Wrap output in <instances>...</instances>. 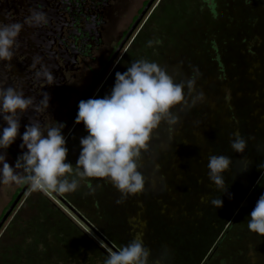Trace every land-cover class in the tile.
<instances>
[{
	"label": "rangeland",
	"instance_id": "obj_1",
	"mask_svg": "<svg viewBox=\"0 0 264 264\" xmlns=\"http://www.w3.org/2000/svg\"><path fill=\"white\" fill-rule=\"evenodd\" d=\"M140 35L116 72L145 59L176 83L195 80L193 91L184 89L187 106L172 109L178 122H162L142 152L144 191L123 198L109 181L88 178L76 192L57 194L62 201L31 191L0 231V264H104L114 251L108 243L119 250L137 236L151 250L149 264H184L195 259L200 228L210 243L198 264H264V237L247 226L264 195V0H164ZM236 134L247 142L243 154L230 147ZM87 135L75 126L66 163L76 166ZM212 155L232 160L227 193L209 179ZM213 198L223 206H212Z\"/></svg>",
	"mask_w": 264,
	"mask_h": 264
},
{
	"label": "clouds",
	"instance_id": "obj_2",
	"mask_svg": "<svg viewBox=\"0 0 264 264\" xmlns=\"http://www.w3.org/2000/svg\"><path fill=\"white\" fill-rule=\"evenodd\" d=\"M25 24L45 26L47 14L29 9L24 23H0V61L9 62L7 67H13L14 49L19 47L18 37ZM149 46H152L151 41ZM36 75H43L50 85L56 82L47 69ZM185 87L193 91L195 80L176 83L156 62L136 60L125 72L116 73L110 95L79 102L75 124H83L88 135L80 139L82 150L75 167L65 162L68 149L62 134L64 124L44 126L35 118L22 135L21 148L27 151L18 157L14 168L6 162V150L19 134L20 119L29 110L39 113L41 105L48 109L50 96L44 93L37 103L35 97H26L23 91L14 87H0V115L7 124L0 135V183L27 184L32 192L43 194H69L76 192L80 181L88 178L109 181L123 198L142 193L145 181L138 170L142 152L149 150L153 132L162 122L169 125L178 122L172 109L182 104L187 106ZM197 98L202 100L203 93ZM230 147L243 154L247 142L236 134ZM231 163L228 156L209 157L208 175L217 189H225L224 174ZM19 169H23V173ZM121 202L117 201L118 204ZM211 205L221 208L222 199L213 198ZM247 226L250 232L264 237V195L257 201ZM150 255L151 250L137 236L119 250H110L104 264H149Z\"/></svg>",
	"mask_w": 264,
	"mask_h": 264
},
{
	"label": "flooded vegetation",
	"instance_id": "obj_3",
	"mask_svg": "<svg viewBox=\"0 0 264 264\" xmlns=\"http://www.w3.org/2000/svg\"><path fill=\"white\" fill-rule=\"evenodd\" d=\"M163 1L153 0L141 16L150 0H0V23H24L29 9L43 11L48 17V24L42 27L25 24L18 37L19 47L14 49L13 67H7V61H0V87H14L26 97H35L37 103L44 93L50 96L48 109L41 105L39 113L29 110L22 115L19 134L6 150L7 163L14 168L18 157L27 151L21 148L22 135L35 118L44 126L64 124L62 134L67 144L77 125L79 102L99 98L104 85L115 78L122 59L140 34L146 35L152 14ZM138 18L139 22L132 29ZM43 69L54 75L53 85L43 75L37 77L36 73ZM5 127L7 124L0 115V135ZM18 171L23 173V169ZM24 185L0 183V220ZM97 190L101 187L97 186ZM30 193L28 185L0 231ZM114 200L110 201L113 205ZM104 205L106 207L105 200L103 205L98 204L99 212L105 209Z\"/></svg>",
	"mask_w": 264,
	"mask_h": 264
},
{
	"label": "trees",
	"instance_id": "obj_4",
	"mask_svg": "<svg viewBox=\"0 0 264 264\" xmlns=\"http://www.w3.org/2000/svg\"><path fill=\"white\" fill-rule=\"evenodd\" d=\"M224 222V219H220L219 222H217V226H221ZM201 231L198 232V237H200V242H199V247L196 248L195 251V259L192 258V260L188 259L186 262L184 261V264H198L197 261L202 257V255L204 254L205 249H207V245L210 243L209 239H204V236L207 238V230L206 229H201ZM215 234L212 233V235L208 236L210 237V240L214 239ZM224 238L226 237V235L224 234L223 236ZM194 239V240H193ZM191 242V244H196L198 246L197 243V238H190L189 239V243ZM209 258L211 259L212 257L209 255V257L207 258L209 260ZM205 264H208V262L206 261Z\"/></svg>",
	"mask_w": 264,
	"mask_h": 264
},
{
	"label": "water",
	"instance_id": "obj_5",
	"mask_svg": "<svg viewBox=\"0 0 264 264\" xmlns=\"http://www.w3.org/2000/svg\"><path fill=\"white\" fill-rule=\"evenodd\" d=\"M153 0H150V2H148L147 6L145 7V9L143 10V12L141 13V16L146 12L147 8L152 4ZM141 18V17H140ZM140 18L137 19V21L135 22V24L133 25L132 29L134 28V26L137 25V23L139 22ZM28 187L27 184L24 185V187L22 188V190L19 192V194L17 195V197L15 198V200L13 201V203L11 204V206L8 208L7 212L5 213V215L3 216V218L0 220V227L2 226V224L4 223V221L6 220L7 216L10 214V212L12 211V209L14 208V206L16 205V203L18 202L19 198L22 196L23 192L26 190V188ZM55 196L62 201V199L56 194L54 193ZM96 233V232H95ZM97 234V233H96ZM105 243H108L101 235L97 234ZM108 245L114 250L116 251L111 244L108 243Z\"/></svg>",
	"mask_w": 264,
	"mask_h": 264
}]
</instances>
